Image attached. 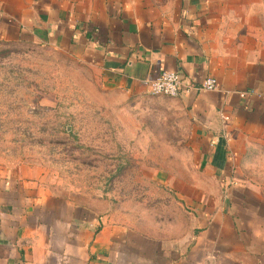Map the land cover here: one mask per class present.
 <instances>
[{"label": "crops", "instance_id": "obj_1", "mask_svg": "<svg viewBox=\"0 0 264 264\" xmlns=\"http://www.w3.org/2000/svg\"><path fill=\"white\" fill-rule=\"evenodd\" d=\"M25 35L130 92L169 69L220 88L175 96L199 169L175 185L187 235L45 190L36 166L0 168V264H264V0H0V37Z\"/></svg>", "mask_w": 264, "mask_h": 264}, {"label": "rangeland", "instance_id": "obj_2", "mask_svg": "<svg viewBox=\"0 0 264 264\" xmlns=\"http://www.w3.org/2000/svg\"><path fill=\"white\" fill-rule=\"evenodd\" d=\"M191 123L175 96L105 82L70 49L0 37V168L39 169V184L101 202L143 233H189L175 185L199 170Z\"/></svg>", "mask_w": 264, "mask_h": 264}, {"label": "built area", "instance_id": "obj_3", "mask_svg": "<svg viewBox=\"0 0 264 264\" xmlns=\"http://www.w3.org/2000/svg\"><path fill=\"white\" fill-rule=\"evenodd\" d=\"M219 89V82L216 76H206L200 85H195L186 78L178 69L163 70L156 78L149 80L148 90L155 94H165L169 96H179L191 89ZM241 94H245L242 92Z\"/></svg>", "mask_w": 264, "mask_h": 264}]
</instances>
